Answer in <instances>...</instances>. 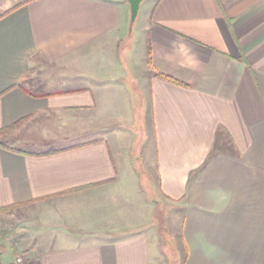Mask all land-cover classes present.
Masks as SVG:
<instances>
[{
    "label": "crops",
    "instance_id": "crops-1",
    "mask_svg": "<svg viewBox=\"0 0 264 264\" xmlns=\"http://www.w3.org/2000/svg\"><path fill=\"white\" fill-rule=\"evenodd\" d=\"M150 1L135 77L127 0H0V264H264V0Z\"/></svg>",
    "mask_w": 264,
    "mask_h": 264
},
{
    "label": "rangeland",
    "instance_id": "rangeland-1",
    "mask_svg": "<svg viewBox=\"0 0 264 264\" xmlns=\"http://www.w3.org/2000/svg\"><path fill=\"white\" fill-rule=\"evenodd\" d=\"M148 2H151V1L150 0L142 1V3L139 6V9H138L137 18L132 25L129 22V15H128V24L126 27L125 36H126V39L132 45V49L131 50H127V49L123 50L122 47L120 48L119 62H120V66L123 67V71H124L123 72L122 67H120L121 72L126 73L125 70L127 69L129 71V73L131 72L132 75H135V77L138 76V71L140 70V67H142L145 63L144 62V47H143V43H142V34L140 32V30H141L140 27H141V16H142L144 10H146L147 5L149 4ZM88 70H91V69H88ZM80 71H82V70H80L78 65H76L72 69L65 72V74H66L65 77L70 78V79H77L78 78V72H80ZM59 76H61V75H59ZM42 129L45 131V129H46L45 123L42 124ZM36 140H37L36 142H39L36 145H33L32 147L29 146L30 148L20 146L19 149H29V150L31 149L33 151H37V149L38 150L42 149L43 143L48 144L49 142H52V140H55V139H53L51 137H47L46 133L43 132L41 134V136L39 137V139H36ZM139 142L140 141L137 140V141H135V144H138ZM62 143H65V141L59 140V141L55 142L56 145H60ZM152 146H153V142H150L149 139L145 142V145H143L144 151L142 152V155L139 159L141 161V168L143 171H145L144 170L145 169L144 163L146 161H149V160L153 161V159H154V152L152 151ZM135 149H137V145L135 146ZM143 182H144V188H145L144 191H146V193L148 195L151 194L152 195L151 198L154 201L155 198L153 195V191H154V183L155 182L151 181V184H150L151 189H149L147 187V182H145V181H143ZM160 209L163 212V215L167 212L162 206H160ZM157 226H158L157 223L152 222L149 227H151V229H152V228H155ZM165 227L166 228L163 227L165 230L167 229L169 233H172L171 234L172 239H171V241L169 239H167L165 237V231L161 229V231H160L162 234L161 237L164 241H167L164 245L165 246L164 248L167 250L168 256L171 255L170 257H175L170 261L171 263H169V264H179V259L181 257V253H180L178 246L176 247V245H178L177 243L179 241V238L173 230H172L173 232H170L171 230L169 228L170 227L169 221H165ZM174 227H176V224ZM146 228H144V229H146ZM174 247H176V249L178 248L177 250H175L177 252V254H175ZM175 255H177V256H175Z\"/></svg>",
    "mask_w": 264,
    "mask_h": 264
},
{
    "label": "water",
    "instance_id": "water-1",
    "mask_svg": "<svg viewBox=\"0 0 264 264\" xmlns=\"http://www.w3.org/2000/svg\"><path fill=\"white\" fill-rule=\"evenodd\" d=\"M127 1L129 4L130 24L132 25L137 18L139 6L144 0H127Z\"/></svg>",
    "mask_w": 264,
    "mask_h": 264
},
{
    "label": "built area",
    "instance_id": "built-area-1",
    "mask_svg": "<svg viewBox=\"0 0 264 264\" xmlns=\"http://www.w3.org/2000/svg\"><path fill=\"white\" fill-rule=\"evenodd\" d=\"M12 264H27L26 258L22 255H18L14 258Z\"/></svg>",
    "mask_w": 264,
    "mask_h": 264
},
{
    "label": "trees",
    "instance_id": "trees-1",
    "mask_svg": "<svg viewBox=\"0 0 264 264\" xmlns=\"http://www.w3.org/2000/svg\"><path fill=\"white\" fill-rule=\"evenodd\" d=\"M157 76L160 77V78H163V79H165V80H167L169 82L176 83V84H180L177 81H174L173 79H171V78H169L167 76H164V75H161V74H157Z\"/></svg>",
    "mask_w": 264,
    "mask_h": 264
}]
</instances>
